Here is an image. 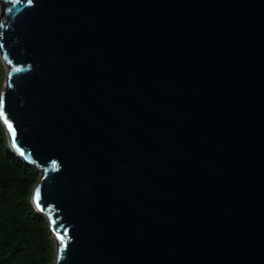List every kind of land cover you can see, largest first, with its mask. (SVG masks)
I'll return each instance as SVG.
<instances>
[{
	"label": "water",
	"instance_id": "95a60500",
	"mask_svg": "<svg viewBox=\"0 0 264 264\" xmlns=\"http://www.w3.org/2000/svg\"><path fill=\"white\" fill-rule=\"evenodd\" d=\"M0 58L55 264H264V0H0Z\"/></svg>",
	"mask_w": 264,
	"mask_h": 264
},
{
	"label": "trees",
	"instance_id": "16d2710c",
	"mask_svg": "<svg viewBox=\"0 0 264 264\" xmlns=\"http://www.w3.org/2000/svg\"><path fill=\"white\" fill-rule=\"evenodd\" d=\"M5 67L0 58V94ZM40 174L10 148L0 121V264H55L56 242L32 195Z\"/></svg>",
	"mask_w": 264,
	"mask_h": 264
},
{
	"label": "rangeland",
	"instance_id": "374dc122",
	"mask_svg": "<svg viewBox=\"0 0 264 264\" xmlns=\"http://www.w3.org/2000/svg\"><path fill=\"white\" fill-rule=\"evenodd\" d=\"M5 76H6V72H5ZM4 82H5V77H4ZM4 85V84H3Z\"/></svg>",
	"mask_w": 264,
	"mask_h": 264
},
{
	"label": "snow or ice",
	"instance_id": "6c2138e0",
	"mask_svg": "<svg viewBox=\"0 0 264 264\" xmlns=\"http://www.w3.org/2000/svg\"><path fill=\"white\" fill-rule=\"evenodd\" d=\"M29 2H31V0H29ZM62 239V238H61Z\"/></svg>",
	"mask_w": 264,
	"mask_h": 264
}]
</instances>
